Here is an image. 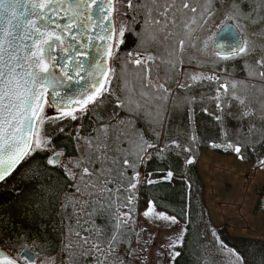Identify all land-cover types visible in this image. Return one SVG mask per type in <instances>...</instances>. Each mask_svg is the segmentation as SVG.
Listing matches in <instances>:
<instances>
[{"label": "snow or ice", "instance_id": "snow-or-ice-1", "mask_svg": "<svg viewBox=\"0 0 264 264\" xmlns=\"http://www.w3.org/2000/svg\"><path fill=\"white\" fill-rule=\"evenodd\" d=\"M218 11L225 19L215 35L211 55L217 62L242 61L247 80L220 83L219 75L203 73L181 80L186 75L182 71L185 55L190 64L195 60L192 52L209 55L207 42L198 47L196 33L213 21ZM130 13L131 22L125 19ZM137 24L139 32L134 28ZM126 32L137 38V48L143 51L121 53ZM161 65L165 66L163 77L159 75ZM130 75L139 82L141 100L133 99ZM256 79L262 82L260 90L264 92V0H230L227 4L226 0H0V186L13 192V206L35 225L38 238L52 243L47 239L49 228L62 238L60 251L67 253L68 260L61 259L60 264H180L193 231L191 220L184 223L177 215L156 212L153 207L154 201L162 199L159 187L171 182L175 172L168 170L153 179L142 176L139 169L153 153L165 150L187 154L186 164L195 162L196 135L186 145L162 138L171 131L173 113L194 100L179 97L175 89H190L207 80L218 85L212 99L221 112L216 120L221 124L225 150L240 160L256 155L264 171V127L258 128L254 122L264 124V100H259L257 110L246 103L247 97L237 94L238 85L247 88L248 80ZM229 94L239 106L238 113L228 114L237 121L232 129L223 117L222 100ZM49 109L54 114L49 115ZM86 117L94 127L89 131L81 123L68 133L75 144L74 153L66 156V149L54 143L65 132L63 121ZM141 119L153 139L139 129L128 134L133 120ZM211 146L220 147L216 143ZM145 183L153 187L152 194L145 197L143 216L164 222L167 239L156 247L148 244L149 237L147 247L133 249L128 233L140 235L134 217ZM262 206L264 191L257 200V208L264 210ZM81 213L93 223L95 218L108 221L95 226L96 236L104 239L92 240L65 224L75 216L79 226ZM9 224L17 240L28 236L30 230L18 227L11 213L0 215V229ZM203 228V232L200 225L196 229L194 264H216L213 258L225 253L229 259L235 257V264H246L214 227L204 224ZM74 243L79 255L73 251ZM32 244L35 246V238ZM14 246L10 237L0 233V247ZM37 255L25 242L16 258L0 250V264H20L21 260L36 264ZM51 264H56L55 257ZM259 264H264V256Z\"/></svg>", "mask_w": 264, "mask_h": 264}, {"label": "trees", "instance_id": "trees-1", "mask_svg": "<svg viewBox=\"0 0 264 264\" xmlns=\"http://www.w3.org/2000/svg\"><path fill=\"white\" fill-rule=\"evenodd\" d=\"M190 3H194L195 0H189ZM203 2V0H201ZM126 20L131 22V13ZM137 19H142L137 17ZM135 31H140L139 24L134 25ZM200 31V30H199ZM199 31L196 33L198 35ZM137 38L130 32L125 34V44L121 46V53H126L129 51H143L142 48H137ZM156 45L152 46L153 51L156 50ZM190 51V50H189ZM128 69L131 72L133 70L132 65H128ZM159 75L163 77L165 75V66L161 65L159 68ZM207 75H219L221 77L220 83H224L227 79L231 81L235 80H247V73L244 71V65L242 61H229L224 67L216 72L207 73ZM183 80V76L180 77ZM190 82L189 84H191ZM255 84L257 87L252 88L251 85ZM262 82L258 79L248 80V87L245 88L243 85H238L237 94L241 97H247L246 103L250 104L252 108L259 109V100H264V92L261 89ZM128 87L135 90L132 94L133 99L141 100L139 96V82L132 75L128 77ZM175 89V85H172ZM218 85L215 82H209L207 80L202 83L196 84L190 89H175L179 97H189L193 98L191 104H184L181 106L178 112L173 113V119L171 122V131L169 132L167 138H162L166 142L170 143L172 140H177L182 145H186L188 140L192 135H196L199 138V147L196 152V159L193 164L185 163V156L187 154L182 153L176 155V151L165 150L163 153L156 154L153 153L152 158L148 159L145 164L141 166L139 171L142 176L150 175L153 179H159L166 174L168 170H174L175 177L171 182H164L158 189L161 194L162 199L159 201H154L153 204L155 208L161 212H165L169 215H177L184 223L189 222V218L192 224V234L189 237L188 247L184 250L183 256L180 258V264H194L196 256L193 252V243L196 241V229L200 225L201 232L204 231L203 225L208 224L209 227H214L220 237L228 244L229 247H234L239 255L246 260V264H259L262 256H264V239H255L246 236L232 235L228 232L225 226H215L211 220L210 211L205 201V183L200 175L198 163L203 154L204 150H211L215 154L222 156L235 157L237 156L230 150H225L226 145L222 142V129L219 121L216 120V116H220L221 112L217 109L215 99L212 97L216 96V88ZM229 93H231V84L229 83ZM231 103V107L226 105ZM224 107V124L232 129L237 125V121L232 119L229 113H238L239 106L237 101L231 99L229 94L227 99L222 100ZM190 109V110H189ZM207 109V111H204ZM259 114V112H257ZM258 128L264 127L259 120L254 121ZM83 123L85 127L90 131L94 125L89 118H84L82 121H74L70 123L65 128L63 134L58 135L54 139V143L60 147L66 149V156L74 153L73 145L75 141L71 139L68 133H72L74 129L78 128L80 124ZM247 125V122H246ZM139 129L141 131L147 132V138L153 139L152 133L148 128V124L144 120H133L132 125L127 127V132L129 135L134 134L135 130ZM86 135V132L81 133ZM216 143L220 147L213 148L211 145ZM163 147V143H161ZM78 155L79 153H75ZM238 159V158H237ZM240 160V159H239ZM243 163H252L255 169L259 168V161L256 155H248L246 159L240 160ZM128 176L132 175L131 170L127 173ZM188 185H191L190 187ZM152 187L146 183L141 186V194L139 195V202L137 204V211L135 215V225L136 231L139 224V213L147 209L145 204V197L152 194ZM264 191V186L257 190L256 194L259 197V193ZM15 196L12 191L7 190L5 186H0V215L5 217L8 213L12 214V218L16 221L18 227L30 230L28 236L25 239L17 240L15 235L9 230L11 225L0 229V233L11 238L14 243L13 248L1 247L3 250L8 252L10 255L17 257L20 250L23 248L25 242H27L29 247L35 249L38 246L39 250L45 252L46 256H53L59 254V262L61 259L68 260L67 253H62L60 251L61 237L52 231L51 228L48 230V240L52 243L38 238L37 230L35 225L30 221L24 220L22 214H20L17 209L13 206ZM158 205V206H157ZM264 207V206H262ZM183 210V215L181 211ZM258 213L264 214V210L256 208ZM71 215V210H69ZM108 221L101 218H95L94 223L91 218L85 216L81 213V223L79 226L76 225V218L73 216L72 220L65 221L66 225H70L72 228L77 229L81 232L82 236H89L92 240L104 239L105 237H97L95 234V226H103ZM114 223V221H113ZM87 228L90 231L85 232L84 229ZM110 231V225H109ZM66 234L67 231L65 230ZM36 239L35 246L32 244V240ZM128 238L132 240V247L136 243V234L133 232L128 233ZM72 241H75V237H70ZM212 239L211 234H208V240ZM73 251L79 255V249L76 244H73ZM37 253V251H35ZM216 264H227L229 261V256L225 253L223 256H216ZM78 264H83V262H78Z\"/></svg>", "mask_w": 264, "mask_h": 264}, {"label": "rangeland", "instance_id": "rangeland-1", "mask_svg": "<svg viewBox=\"0 0 264 264\" xmlns=\"http://www.w3.org/2000/svg\"><path fill=\"white\" fill-rule=\"evenodd\" d=\"M228 2L230 0H226V4ZM224 19L223 12L218 11L213 21H210L204 29L199 31L197 35L199 37L198 47L202 48L204 42H207L209 55L204 56L190 50L195 56V60L190 64L188 55H185L182 71L186 75L183 76V80L188 79L191 74L203 73L207 75V73L219 71L229 62H217L216 58L211 55L215 44V35ZM257 31L260 30L257 29ZM200 63H203L202 67L197 66ZM190 82L191 80H188V83ZM48 113L52 115L54 110L49 109ZM73 122L63 121V126ZM199 161V172L205 183V201L213 224L227 227L228 232L232 235L263 240L264 214L258 213L256 210L259 198L256 192L264 186V171L255 169L252 163H243L235 157L217 155L211 150H204ZM153 207L156 212H161L155 208L154 204ZM144 211H141L138 216L137 232L140 235L136 238L133 249H138L139 245H145V240L149 237L151 239L148 240V244L155 243L156 247H159L167 239V230L163 227L164 222H154L151 217L145 218ZM141 228L145 231H140ZM145 246L147 247V245ZM34 250L38 254L36 264H51L53 257L56 259V264H60L59 254L46 256L38 246ZM228 261L227 264H235V257H231ZM155 264H161V262L156 261Z\"/></svg>", "mask_w": 264, "mask_h": 264}, {"label": "water", "instance_id": "water-1", "mask_svg": "<svg viewBox=\"0 0 264 264\" xmlns=\"http://www.w3.org/2000/svg\"><path fill=\"white\" fill-rule=\"evenodd\" d=\"M81 40H82V42L83 43H86L87 41H86V37H83V38H81ZM215 43H216V39H215ZM80 45H78V47H79ZM214 46H215V44H214ZM80 59H84L83 57H79ZM70 63V62H69ZM34 253H36L35 252V250H33L31 247H29ZM0 250H2V251H4L5 252V254L6 255H10L8 252H6L5 250H3L1 247H0ZM23 251V248L20 250V252L18 253V256L21 254V252ZM10 256H12V255H10ZM13 258H16V257H14V256H12ZM35 259H36V262H37V259H38V255L35 257ZM20 264H24V262L21 260L20 261Z\"/></svg>", "mask_w": 264, "mask_h": 264}, {"label": "crops", "instance_id": "crops-1", "mask_svg": "<svg viewBox=\"0 0 264 264\" xmlns=\"http://www.w3.org/2000/svg\"><path fill=\"white\" fill-rule=\"evenodd\" d=\"M203 155V154H202ZM200 162V161H199Z\"/></svg>", "mask_w": 264, "mask_h": 264}, {"label": "flooded vegetation", "instance_id": "flooded-vegetation-1", "mask_svg": "<svg viewBox=\"0 0 264 264\" xmlns=\"http://www.w3.org/2000/svg\"><path fill=\"white\" fill-rule=\"evenodd\" d=\"M66 127H67V126H66ZM66 127H65V128H66Z\"/></svg>", "mask_w": 264, "mask_h": 264}]
</instances>
